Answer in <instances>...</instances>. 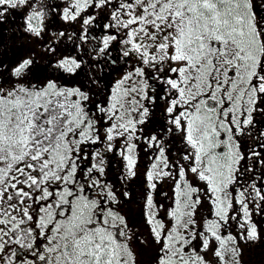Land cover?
<instances>
[{"label":"snow or ice","instance_id":"1","mask_svg":"<svg viewBox=\"0 0 264 264\" xmlns=\"http://www.w3.org/2000/svg\"><path fill=\"white\" fill-rule=\"evenodd\" d=\"M10 10L37 40L53 13L77 28L50 33L45 68L29 55L5 79L0 63V264H137L134 243L152 264H241L264 215V0H0V20ZM117 62L99 100L60 82L87 66L98 84L92 69ZM141 151L146 239L106 179L107 154L124 181Z\"/></svg>","mask_w":264,"mask_h":264},{"label":"flooded vegetation","instance_id":"2","mask_svg":"<svg viewBox=\"0 0 264 264\" xmlns=\"http://www.w3.org/2000/svg\"><path fill=\"white\" fill-rule=\"evenodd\" d=\"M49 3L52 4H60L62 0H48ZM19 15H15L13 10H10L5 17L0 20V63L7 66V71L3 72V76L7 79L10 76L11 68L15 65V63L20 60L21 58L27 57L31 55V51H33L32 55H34V59L39 67L45 68L48 65L49 60H55L56 57L50 56L43 50V46L46 43H49V35L51 32L56 31H64L71 33L77 26L73 24H65L62 21L57 19H52L53 13L49 16V20L51 21V25L48 29V33L45 34L42 40H37L36 38L28 35L23 31V18L24 13L20 10ZM17 33L21 36L24 34V37L17 40L15 36ZM93 34H98V30ZM93 41H89L83 47L90 49ZM31 46V48H30ZM32 46H35L32 49ZM58 53H66L68 49L73 47L72 42L68 41L67 39H62V41L56 45ZM15 51H19V55H17L14 59H8ZM113 57L118 56V52L113 50L112 53ZM124 66L121 65L119 62L117 64L112 65L109 64L105 67L103 64L96 66L92 69V71L96 74V77L99 81L98 84H91L88 76V68L85 66L83 72L76 77L79 78L71 80H64L60 81L62 84H66L68 86H85L84 89L87 90L89 88L92 89L94 96V100H99L103 97L104 94V87L108 85V73L113 71H119L121 75ZM43 75V74H41ZM116 75L113 80L118 79ZM74 82L72 84L67 83ZM112 82V81H111ZM159 104V102H158ZM161 117V109L157 107L152 117V123L146 125V129L151 131L153 125H156V122L160 120ZM158 127V125H156ZM171 140V137L168 138ZM171 149V153L173 155H177V150L181 148V145L178 141H173L169 145ZM107 159V177L106 179L111 182L117 193H123L125 191L130 193V199H124L121 197V207L120 211L127 217L128 222L130 225L133 226V230H138L139 235L143 238H147V232L140 222L139 217V207L141 204V189L143 187V177L142 173L146 166L148 165L149 161L147 159L148 154L144 153L143 151L140 152L139 161H138V168H137V176L133 177L128 180L121 181L120 177L124 172L123 164L124 162L120 159L119 156H113V154L109 153ZM250 163V161H248ZM159 191L161 194L156 196V199L161 202H165L164 196L162 195L163 192L168 191L167 183H163L158 185ZM133 250L136 252V260H142L143 262L151 261L152 264V248L149 245L134 243Z\"/></svg>","mask_w":264,"mask_h":264},{"label":"trees","instance_id":"3","mask_svg":"<svg viewBox=\"0 0 264 264\" xmlns=\"http://www.w3.org/2000/svg\"><path fill=\"white\" fill-rule=\"evenodd\" d=\"M13 13L15 15H19V11L18 10H13ZM24 37V34L22 33L21 36L17 33V35L15 36V39L19 40L21 38ZM35 46H32V49ZM31 48V46H30ZM19 51H15L8 59H14L17 55H19ZM120 71V70H119ZM119 71H113L111 70L108 74V83H110L111 81H115L113 80L114 77L120 74ZM68 76H64L61 80H69ZM119 78V76H118ZM71 80H73L72 78H70ZM74 79H77L76 81H79L78 77H75ZM65 82V81H64ZM67 83V82H66ZM74 82L71 83H67V84H72ZM83 88L85 86H82ZM261 121H264V118H262ZM255 217V218H254ZM253 221L256 223L257 225V231H258V235H259V239L257 240V242L254 243H250L247 245V249L245 250V252H242V256L240 257L241 259V264H264V215H258V217L256 218V214L253 215Z\"/></svg>","mask_w":264,"mask_h":264},{"label":"rangeland","instance_id":"4","mask_svg":"<svg viewBox=\"0 0 264 264\" xmlns=\"http://www.w3.org/2000/svg\"><path fill=\"white\" fill-rule=\"evenodd\" d=\"M33 51H31V55H32ZM256 119L258 121H261L262 120V117H260L259 115L256 116ZM258 217V215H256V218ZM255 218V217H254ZM254 242H257L256 241H250L248 243H245L244 241H241V247H242V252H245V250L247 249V245L250 244V243H254ZM137 264H151V261H146V262H143L142 260H138L137 261Z\"/></svg>","mask_w":264,"mask_h":264}]
</instances>
